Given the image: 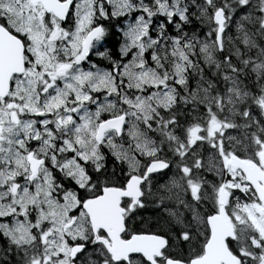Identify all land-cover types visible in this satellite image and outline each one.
I'll return each instance as SVG.
<instances>
[{
  "label": "snow or ice",
  "instance_id": "1",
  "mask_svg": "<svg viewBox=\"0 0 264 264\" xmlns=\"http://www.w3.org/2000/svg\"><path fill=\"white\" fill-rule=\"evenodd\" d=\"M0 264H264V0H0Z\"/></svg>",
  "mask_w": 264,
  "mask_h": 264
},
{
  "label": "flooded vegetation",
  "instance_id": "2",
  "mask_svg": "<svg viewBox=\"0 0 264 264\" xmlns=\"http://www.w3.org/2000/svg\"><path fill=\"white\" fill-rule=\"evenodd\" d=\"M197 26V25H196ZM197 31V28L195 29ZM205 31L206 28H203ZM198 32V31H197ZM200 35L202 36V33L200 32ZM119 37L117 36V40ZM109 47V44L107 45ZM175 170H163L161 173L153 174V184L154 187L158 186L159 184H164L167 182V180L170 178L168 176L174 175ZM208 179H213L211 174L208 175ZM239 195V193H237ZM165 203L170 205L169 201H165ZM159 212L162 213V209H158L155 205L149 204L143 211H138L136 213V219L134 226L137 228H151L153 230H160L162 225H158L156 221V217L159 214ZM177 253L179 254V250H177ZM187 253V248L185 247V254Z\"/></svg>",
  "mask_w": 264,
  "mask_h": 264
},
{
  "label": "rangeland",
  "instance_id": "3",
  "mask_svg": "<svg viewBox=\"0 0 264 264\" xmlns=\"http://www.w3.org/2000/svg\"><path fill=\"white\" fill-rule=\"evenodd\" d=\"M227 34L232 36L233 39H234V42H235V37H236V31H235V26H234V23L232 25L229 26V28L227 29ZM239 44V43H238ZM230 135H238L236 132H231L229 133ZM173 175H170L168 177H171ZM209 192L211 191L210 189L208 190ZM170 205L169 206H173V203L172 201H169Z\"/></svg>",
  "mask_w": 264,
  "mask_h": 264
},
{
  "label": "trees",
  "instance_id": "4",
  "mask_svg": "<svg viewBox=\"0 0 264 264\" xmlns=\"http://www.w3.org/2000/svg\"><path fill=\"white\" fill-rule=\"evenodd\" d=\"M196 28H197V31H198L199 33H200V32L202 33V36H201V37H203V33L207 31V28H206L205 31H204V30H201V26L199 25V23H197ZM109 39H110V41L115 42V41L117 40V36H111V37H109ZM237 46H238V47H242V45H240V44H237ZM109 47H111V44H109ZM159 214H161V212H159ZM159 214H158V215H159ZM161 227H162V226H161Z\"/></svg>",
  "mask_w": 264,
  "mask_h": 264
}]
</instances>
